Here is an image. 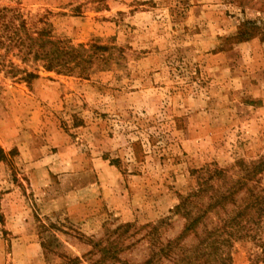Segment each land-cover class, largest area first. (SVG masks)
<instances>
[{"label": "rangeland", "instance_id": "1", "mask_svg": "<svg viewBox=\"0 0 264 264\" xmlns=\"http://www.w3.org/2000/svg\"><path fill=\"white\" fill-rule=\"evenodd\" d=\"M0 10V264H182L204 229L167 255L181 198L207 170L236 180L264 159V0ZM23 22L74 49L66 67L47 70L36 47L9 41ZM220 250L223 264H255L249 238Z\"/></svg>", "mask_w": 264, "mask_h": 264}, {"label": "trees", "instance_id": "2", "mask_svg": "<svg viewBox=\"0 0 264 264\" xmlns=\"http://www.w3.org/2000/svg\"><path fill=\"white\" fill-rule=\"evenodd\" d=\"M13 28L12 24L7 26L10 31L9 41L24 47L27 50L26 54L36 47L34 55L43 62L47 70L66 67L73 57V48L61 46L43 30L38 31L33 38L26 32L23 22L20 28L25 34L23 37H17ZM29 77L33 75L27 73L26 78ZM204 173H209L210 177L201 178L197 189L182 197L174 209V214L181 216L185 223L179 236L167 243L165 247L167 255L173 253V249L180 245L183 237L196 235L199 227H202L203 235L200 236L192 253L184 251L181 259L179 258L178 261L182 264H209L211 259L212 264H223L229 257L220 249L232 236L249 238L255 249L250 261L264 264V237L256 228V225L264 222V187L261 186L259 179H255L257 175L264 173V159L247 168L245 174L236 180L226 177L224 171L220 169H210ZM214 177L216 182L212 185L210 182ZM242 191H245L247 196L242 199L243 204L238 205L236 197ZM229 206H234L235 209H228ZM213 216L215 220L211 223V228H208L207 221ZM152 229H156V226H152Z\"/></svg>", "mask_w": 264, "mask_h": 264}]
</instances>
